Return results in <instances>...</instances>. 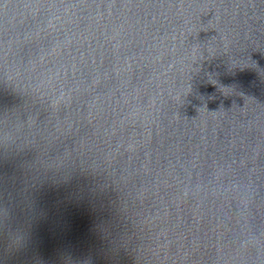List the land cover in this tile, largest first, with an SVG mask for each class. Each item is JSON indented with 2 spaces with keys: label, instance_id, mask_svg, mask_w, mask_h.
Segmentation results:
<instances>
[{
  "label": "water",
  "instance_id": "95a60500",
  "mask_svg": "<svg viewBox=\"0 0 264 264\" xmlns=\"http://www.w3.org/2000/svg\"><path fill=\"white\" fill-rule=\"evenodd\" d=\"M0 264H264V0H0Z\"/></svg>",
  "mask_w": 264,
  "mask_h": 264
}]
</instances>
